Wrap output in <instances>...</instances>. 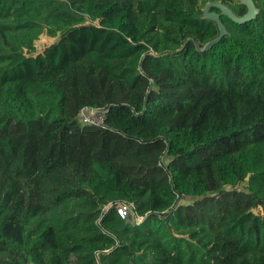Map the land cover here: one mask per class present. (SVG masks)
Segmentation results:
<instances>
[{"label": "trees", "instance_id": "trees-1", "mask_svg": "<svg viewBox=\"0 0 264 264\" xmlns=\"http://www.w3.org/2000/svg\"><path fill=\"white\" fill-rule=\"evenodd\" d=\"M209 1L0 0V264H264V0Z\"/></svg>", "mask_w": 264, "mask_h": 264}, {"label": "water", "instance_id": "water-1", "mask_svg": "<svg viewBox=\"0 0 264 264\" xmlns=\"http://www.w3.org/2000/svg\"><path fill=\"white\" fill-rule=\"evenodd\" d=\"M240 2L247 7V11L243 15H238L227 4L221 1H209L206 3V5L202 8L203 17L213 20L217 23L219 34L214 39L206 42L203 47H201L199 43L195 41L197 50L204 51L210 49L215 43L219 42L225 35L228 34L227 26L223 23L221 15H226L237 23L247 22L248 20H251L257 16L259 8L256 6L254 0H240ZM213 8H216L219 11L213 10Z\"/></svg>", "mask_w": 264, "mask_h": 264}, {"label": "built area", "instance_id": "built-area-1", "mask_svg": "<svg viewBox=\"0 0 264 264\" xmlns=\"http://www.w3.org/2000/svg\"><path fill=\"white\" fill-rule=\"evenodd\" d=\"M78 120L81 125L103 127L106 120V108L84 106L78 113ZM133 203H122L117 206V211L122 218L128 217L133 212ZM142 218L141 216H139Z\"/></svg>", "mask_w": 264, "mask_h": 264}, {"label": "rangeland", "instance_id": "rangeland-1", "mask_svg": "<svg viewBox=\"0 0 264 264\" xmlns=\"http://www.w3.org/2000/svg\"><path fill=\"white\" fill-rule=\"evenodd\" d=\"M58 38H54L51 36H48L46 33H43L40 35L39 39L36 41V48L38 51H43L44 49H46L47 47H49L54 41H57ZM247 184V181L243 182L242 184H240L238 186L239 189H244L245 186ZM187 201H189V199L187 200H183V203H187ZM126 219L128 221H134L135 219L138 221L137 222H141L143 221V218L137 217L135 216L134 212L130 213L128 215V217H126Z\"/></svg>", "mask_w": 264, "mask_h": 264}]
</instances>
